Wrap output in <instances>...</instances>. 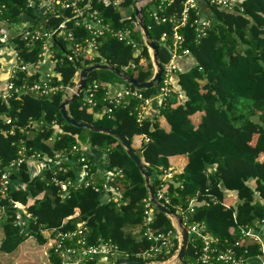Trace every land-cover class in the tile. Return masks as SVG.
Returning <instances> with one entry per match:
<instances>
[{
  "label": "trees",
  "instance_id": "16d2710c",
  "mask_svg": "<svg viewBox=\"0 0 264 264\" xmlns=\"http://www.w3.org/2000/svg\"><path fill=\"white\" fill-rule=\"evenodd\" d=\"M138 0H123L120 7L130 8ZM6 5L5 17L12 20L22 19V15L33 16L34 9L26 7L27 0H0ZM185 0H148L142 8V18L151 40L158 46V61L162 66L171 58L168 41L163 42V33L170 35L172 24L161 22V18L179 15ZM204 2L198 4V14L190 12L188 22L179 29L183 36V47L190 54L181 58L184 64L178 66L173 80L172 96L159 114L145 118L142 123L136 121L135 108L142 100L129 98L124 105L113 107L109 114L100 115L103 107L109 104L103 100L107 87L114 92V77L122 85L133 89L109 70H94L87 76V82L96 80L99 89L96 92L98 105L93 112H87L81 105V96L67 105L68 113L75 119L96 123L115 129L132 142L133 138L143 135V140L135 153L140 157L143 167L150 173V183L154 192L160 187L164 169L170 167L169 157L186 155L187 163L173 182L168 184L166 195L169 201L160 200L169 210L176 213L185 209L189 200L197 194V201L190 219L204 223L207 231L219 240L220 246H227L239 237L240 226H253L264 218V0H236L235 10L229 12ZM92 8L98 11L103 23L109 24L113 31L126 29L128 36L137 45L135 49L124 40L107 33L98 46L93 60L83 64L72 63L63 55L64 46L56 40L52 42L56 63L54 70L60 75L53 82L68 84L78 69L93 63H107L120 68L130 77L149 80L153 75L148 48L144 45L142 34L136 25L134 11L123 17L119 9L104 0H91ZM209 18L211 26L206 35L197 39L196 18ZM62 19H50L46 27H56ZM136 25V26H135ZM136 27V28H135ZM74 35L85 36L80 28L68 23ZM80 39V38H79ZM16 49L26 63H35L41 52V45L25 46L16 39ZM134 65L131 67L130 65ZM98 71L110 73L113 77L99 80ZM39 74L26 76L18 72L15 79L20 84L39 80ZM110 82V83H109ZM161 84L141 89L144 97L159 92ZM118 90V89H117ZM62 102L61 93L51 97H34L22 94L11 99L8 104L0 99V114L10 118L6 124L0 118V160L7 165L17 159L22 145L30 151H41L49 155L55 152H68L73 145L84 144L91 150L105 155L104 168L109 172L121 170V173L104 176L101 159L88 162L90 170L97 176L98 188L108 183L118 189L127 200L125 205L117 207L110 200L102 199L100 192L92 186L70 189L62 196L53 184V172L48 170L42 178L32 177L24 172L20 180L24 190H10L8 198L27 206L31 218L20 224L21 216L7 207L0 214V252L10 254L27 238L44 245L47 239L45 230L68 231L78 224L87 228V242L97 244L109 240L117 247L120 257H130L133 261H151L162 263L175 254L179 242L173 239V247L166 255L152 259H142L140 254L150 248L151 242L142 235V218L145 209L144 199L148 190L144 178L135 163L126 154L119 141L111 135L93 132L86 128H77L66 123L59 111ZM199 115L195 126L192 116ZM160 118L169 126L161 127ZM56 121L62 131L51 145L46 140L52 135L49 124ZM33 122H43L41 130L33 128ZM13 134L5 131L12 128ZM30 149V150H29ZM78 157V154L73 156ZM81 165V164H79ZM67 171L58 172L59 179L77 177L74 165L65 164ZM24 167V165H23ZM103 168V169H104ZM179 183V184H178ZM232 193L235 204L227 205L226 194ZM8 205V200L1 201ZM78 214L74 216L75 212ZM19 221V222H18ZM152 227L161 233L175 232L171 220L164 213L154 209ZM201 242L189 240L184 258L189 264H197ZM246 256L259 254V247L251 245ZM50 264H60V258L49 249ZM116 258L115 261L118 259ZM106 257H101V262ZM98 259L94 264H98Z\"/></svg>",
  "mask_w": 264,
  "mask_h": 264
},
{
  "label": "built area",
  "instance_id": "2783aa9c",
  "mask_svg": "<svg viewBox=\"0 0 264 264\" xmlns=\"http://www.w3.org/2000/svg\"><path fill=\"white\" fill-rule=\"evenodd\" d=\"M106 3L112 4L113 7L121 8L123 0H104ZM148 0H138L130 8H140L147 3ZM201 2L214 5L216 8L233 12L235 10L236 0H185L183 9L179 15H173L167 18H161V22H170L172 31L170 35L162 34L161 40L168 41V48L171 54L170 61L163 66L161 84L158 93L144 97L141 89L134 87L133 89L122 87L121 89L110 91L107 87L103 100L109 105L103 107L100 115L109 114L113 107L124 105L129 98L142 100L140 106L136 107V121L142 123L145 118L159 114V107H164L172 97L173 80L179 66V60L190 54V51L183 47V36L179 29L183 27L189 19L190 12L194 10L198 14V4ZM26 7L34 9L36 18L32 21L39 22L31 23L23 18L12 20L5 17L6 5L0 2V56L9 55L11 58L10 71L8 75L2 79L0 77V99L8 104L11 99L20 98L22 94H29L34 97H51L57 93H61L62 101L69 98L75 92L78 82V74L81 69H78L70 83L58 84L53 82L55 77L60 78V75L54 71L47 72L42 78L33 83H27L24 79L20 84L15 83L18 72H24L26 76H32L41 65L49 63L54 65L56 58L51 49L53 41H60L64 46L63 55L72 63L83 64L87 60H93L96 56L98 46L101 39L110 33L116 36L119 40L126 41L127 44L137 48L136 43L129 38L126 29L113 31L109 24L103 23L98 11L92 8L91 0H27ZM62 19L59 24L54 27H46V23L50 19ZM73 22L74 27L80 28L85 32V36H76L72 29L68 28V23ZM196 24L197 39L206 35L207 30L211 26L209 18H196L193 21ZM138 25V24H137ZM140 30V29H139ZM141 32V31H140ZM142 34V32H141ZM80 38V39H79ZM143 38V34H142ZM16 39L23 41L25 46L31 47L35 43L41 45V52L35 63H26L22 60L19 51L16 49ZM144 40V38H143ZM149 54L151 56L150 49ZM134 67V65H130ZM99 89V82L93 80L86 82L85 88L77 96H81V105L86 108L87 112H93L98 105L96 92ZM0 118L4 123L10 124V118L1 115ZM33 128L42 129L46 127L43 122H33ZM51 136L46 140V143L51 145L55 139H58V134L62 129L54 120L49 126ZM8 134H13V127L5 131ZM141 142L149 139L143 135H138ZM30 150V149H29ZM90 148L84 144L73 145L68 152H55L49 155L41 151H30L24 145L18 150V157L12 160L7 165H3L0 160V214H4L7 207L12 208L21 216L20 224L23 225L26 219L31 218V214L27 210V206L21 202L8 198L10 190H24L25 184L21 182L22 168L28 173L30 178L40 177L45 172L51 170L53 172L52 182L58 187V193L65 196L70 189H78L82 186H92L100 192L102 199L110 200L117 207L125 205L127 200L122 197V193L118 189L111 188L108 183H103L102 188H98L97 176L91 172L88 162L91 159L88 157ZM75 158L73 156L77 155ZM105 158V155H103ZM74 165L77 169V177L68 179H59L56 174L58 172H66L68 169L65 164ZM81 164V165H79ZM24 165V167H23ZM104 176H110L109 180L113 179L114 175L121 173V170L109 172L106 169L99 171ZM172 167L164 169L161 175L160 187L155 193V199L162 204L160 200L169 201L166 191L168 184L173 182V176L178 174ZM176 183V182H173ZM177 184V183H176ZM179 184V183H178ZM8 200V205H3L1 201ZM145 202V209L141 222L142 235L147 238L152 244L149 249L140 254L142 259H152L159 255L168 254L173 247V239L180 242V234L176 232L161 233L152 227L153 211L156 209L154 203L150 201L148 194ZM202 204L197 201V194L189 200L188 206L185 209H179L175 216L168 218L176 223V215L181 218V227L186 228L189 240H198L201 242L200 253L197 257V264H245L249 256H246L248 247L257 245L259 254L257 257L262 258L264 264V240L258 236L259 232L264 231V218L256 221L253 226H240L239 237L233 243L227 246H220L219 240L212 236L204 223H197L190 219L196 205ZM164 205V204H163ZM19 222V221H18ZM49 249H53L54 253L60 258V264H94L97 258L121 256L117 247L109 240L99 241L97 244H89L87 242V228L78 224L73 230L59 231L48 230ZM179 246V245H178ZM178 250H175V254ZM126 257V256H125ZM121 258V257H120ZM154 262V261H152Z\"/></svg>",
  "mask_w": 264,
  "mask_h": 264
},
{
  "label": "water",
  "instance_id": "95a60500",
  "mask_svg": "<svg viewBox=\"0 0 264 264\" xmlns=\"http://www.w3.org/2000/svg\"><path fill=\"white\" fill-rule=\"evenodd\" d=\"M134 14L135 18L137 21V24L140 28V31L143 34L144 38V45L151 50V60L153 64V75L149 80L142 81L139 80L135 77H130L127 74H125L120 68L107 64V63H93L88 66L83 67L78 74V82H77V88L75 89V92L71 94V96L65 100H63L60 105H59V111L60 114L63 118V120L77 128H86L90 131L93 132H101L105 133L108 135L113 136L116 138L119 143L123 146V148L126 151V154L131 158V160L135 163V165L138 167L139 171L141 172L145 186L148 190V194L150 197V201L154 203L156 209L162 213H164L166 216L173 217L175 216L174 213L169 210L165 205L160 204L159 202L156 201L155 199V192L153 189V186L150 183V173L149 171L145 170L142 164V161L140 157L135 153L134 148L132 147V144L128 138H126L125 135L117 132L115 129L107 127V126H102L100 124L96 123H88L85 121H81L78 119L73 118L67 110V105L71 102H73L76 97L80 94V92L85 88L86 82H87V76L89 73H91L94 70H109L113 72L117 77L121 78L123 81H125L127 84H130L138 89H148L157 86L162 78V73H163V66L162 64L158 61V46L156 43L150 39L145 24L143 22L142 18V7L140 8H134ZM176 224L179 227V233H180V242L178 246V250L176 253V259L179 262L185 263L184 261V256L186 253V248L188 244V232L186 228H180L181 227V218L180 216L176 215ZM114 264H146L143 261H133L130 257H121L118 258Z\"/></svg>",
  "mask_w": 264,
  "mask_h": 264
},
{
  "label": "crops",
  "instance_id": "0c3cea01",
  "mask_svg": "<svg viewBox=\"0 0 264 264\" xmlns=\"http://www.w3.org/2000/svg\"><path fill=\"white\" fill-rule=\"evenodd\" d=\"M201 2V1H200ZM204 4V3H203ZM34 17V19L36 18V13L34 12V14H33V16H27V15H23V18L26 20V21H32L31 19ZM37 21L39 22V19L37 18ZM36 21V22H37ZM35 22V20H33L31 23H36ZM38 25H40V22H39V24ZM10 62H11V58H10V56L9 55H6V56H4V57H1L0 56V77L2 78V79H4L7 75H8V73H9V71H10ZM181 64H184L183 62H182V59H180L179 60V65H181ZM38 72V74H39V77L40 78H42L43 77V75L45 74V73H47V72H51V71H54V68H53V65H51V64H49V63H46V64H44V65H41L39 68H38V70H37ZM153 72H154V69H153ZM112 87H113V90L115 89V90H117V89H119V87H121L122 85H120V84H118V83H116V84H112L111 85ZM199 115L200 114H196V115H194V116H192V122H193V124L196 126L197 124H198V122H199ZM162 120V122H161V127H163L165 130H169V126H168V124L163 120V119H161L160 118V121ZM131 144H132V147L134 148V150L135 149H139L140 148V146H141V140H140V138L138 137V136H136V137H134L133 138V140H132V142H131ZM90 154H88V157L90 158V159H94L96 162L99 160V159H105L104 157H103V155H102V153L100 152V151H98V152H96V151H94V150H91L90 149ZM258 159H260V160H263L264 159V153H261L260 155H259V158ZM168 160H169V164H170V167H172V169L174 170V171H181L182 169H183V167L185 166V164L187 163V156L186 155H175V156H172V157H169L168 158ZM104 168V166H102V169ZM105 169V168H104ZM226 194V198H225V202L227 203V205L229 206V205H232V206H234V204H235V198H234V195L232 194V193H225ZM197 206V205H196ZM78 214V211H76L75 212V214H74V216H76ZM3 215V214H2ZM177 222V221H176ZM172 223V222H171ZM172 225H173V227H174V229H175V232H176V234H178L179 233V227H178V225H177V227L172 223ZM44 233L45 232H47L48 233V230H45V231H43ZM180 234V233H179ZM258 236H260L263 240H264V231L263 232H259L258 233ZM1 238H2V232H1V236H0V240H1ZM29 238H31V237H29ZM29 238H27L24 242H22L18 247H17V249L14 251V252H12V253H10V254H7V253H1V254H3L4 256H10L11 254H14L24 243H26L28 240H29ZM177 253V252H176ZM98 259V264H107V263H109L107 260H103V263L101 262V258H97ZM114 259H116L115 257H114ZM114 261V260H113ZM168 262H165L164 261V263L162 262V264H177V262H169V260H167ZM155 263H157V262H155ZM154 262H150V263H146V264H155ZM110 264V263H109ZM159 264H161V263H159ZM245 264H262V258H260V257H257V256H250L247 260H246V262H245Z\"/></svg>",
  "mask_w": 264,
  "mask_h": 264
},
{
  "label": "rangeland",
  "instance_id": "374dc122",
  "mask_svg": "<svg viewBox=\"0 0 264 264\" xmlns=\"http://www.w3.org/2000/svg\"><path fill=\"white\" fill-rule=\"evenodd\" d=\"M119 11L121 12L123 17H128L131 14L132 9L131 8H121V9H119ZM136 25H137V21H136ZM138 28H139V26H138ZM150 52H151V50H150ZM151 62H152V60H151ZM97 75H98V79L102 80V81L108 80L109 77H113L110 73L104 72V71L103 72L98 71ZM112 80H115L116 83H121V81L115 77ZM161 122H162V120H161ZM100 163H101V165L105 166L106 165V159H102ZM0 222H1V220H0ZM173 224L177 227L175 221H173ZM43 235L47 239V242L44 245L38 244L35 241V239L33 237H31L14 254H11L10 256H4L3 254L0 253V264H50V261L48 258V255H49V243H48L49 233L43 232ZM0 236H1V228H0ZM175 256H176V254L171 256V258L168 259L169 262H177V264H189V258L187 256L184 258L185 263L179 262ZM107 261L110 264H114V262H115L114 256H108ZM165 262H168V261L166 260ZM109 263H107V264H109ZM155 264H159V263H155Z\"/></svg>",
  "mask_w": 264,
  "mask_h": 264
}]
</instances>
